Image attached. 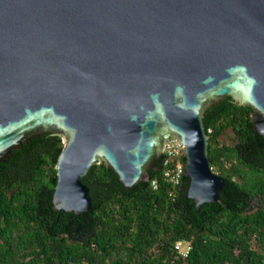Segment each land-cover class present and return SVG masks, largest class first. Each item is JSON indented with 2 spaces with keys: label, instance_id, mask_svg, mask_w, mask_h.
Segmentation results:
<instances>
[{
  "label": "water",
  "instance_id": "obj_1",
  "mask_svg": "<svg viewBox=\"0 0 264 264\" xmlns=\"http://www.w3.org/2000/svg\"><path fill=\"white\" fill-rule=\"evenodd\" d=\"M228 97L264 136V0H0V161L60 135L57 210L92 209L96 164L149 181L171 139L196 207L219 201L204 115Z\"/></svg>",
  "mask_w": 264,
  "mask_h": 264
},
{
  "label": "trees",
  "instance_id": "obj_2",
  "mask_svg": "<svg viewBox=\"0 0 264 264\" xmlns=\"http://www.w3.org/2000/svg\"><path fill=\"white\" fill-rule=\"evenodd\" d=\"M251 113L230 97L205 112L209 156L225 186L219 201L199 208L185 173L178 184L166 176L175 163L163 154L149 181L131 188L94 165L83 179L92 209L57 210L63 139L46 133L24 142L0 161V264H264V136Z\"/></svg>",
  "mask_w": 264,
  "mask_h": 264
},
{
  "label": "built area",
  "instance_id": "obj_3",
  "mask_svg": "<svg viewBox=\"0 0 264 264\" xmlns=\"http://www.w3.org/2000/svg\"><path fill=\"white\" fill-rule=\"evenodd\" d=\"M182 150L183 146L176 139H171L164 153L167 156L165 160L166 165L172 162L175 163V167L173 169H167L166 176L177 184L180 181L184 167V163L181 160ZM176 249L183 257H187L189 252L188 247L185 249L182 243H178L176 245Z\"/></svg>",
  "mask_w": 264,
  "mask_h": 264
},
{
  "label": "rangeland",
  "instance_id": "obj_4",
  "mask_svg": "<svg viewBox=\"0 0 264 264\" xmlns=\"http://www.w3.org/2000/svg\"><path fill=\"white\" fill-rule=\"evenodd\" d=\"M233 133L230 131L228 132L226 135H224L222 137V140L225 142V143H228V144H231L233 142ZM216 173H219L218 171L215 170Z\"/></svg>",
  "mask_w": 264,
  "mask_h": 264
}]
</instances>
